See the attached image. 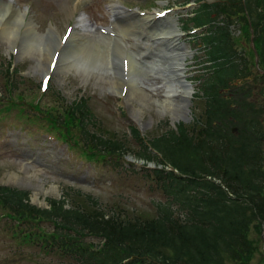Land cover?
Returning <instances> with one entry per match:
<instances>
[{
  "label": "trees",
  "instance_id": "16d2710c",
  "mask_svg": "<svg viewBox=\"0 0 264 264\" xmlns=\"http://www.w3.org/2000/svg\"><path fill=\"white\" fill-rule=\"evenodd\" d=\"M193 12L182 27H203L194 35L208 62L196 77L197 95L204 99L201 116L148 137L147 144L130 126L141 147L138 155L156 164L145 167V175L153 177L165 198L154 200L152 212L144 214L70 189L40 207L29 201L28 190L0 184L3 216L16 220L15 226L36 228L23 231L24 243L71 259L62 264H253L256 254L255 264H264V72L248 66L246 53L253 60V49L244 47L240 54L229 30L235 17L246 20L237 21L242 38L253 33L264 70V0L203 2ZM65 112L64 122L72 123L98 160L125 152L124 140L88 129L85 99ZM44 119L70 142L51 112ZM39 221L51 229H37Z\"/></svg>",
  "mask_w": 264,
  "mask_h": 264
},
{
  "label": "rangeland",
  "instance_id": "374dc122",
  "mask_svg": "<svg viewBox=\"0 0 264 264\" xmlns=\"http://www.w3.org/2000/svg\"><path fill=\"white\" fill-rule=\"evenodd\" d=\"M79 1L80 5H76L74 11L68 8L69 0H15L13 5L19 6L18 12L26 11V21L31 18L34 22L32 28L43 37L46 36L47 38L50 30H52L55 35L52 36V40L58 35L61 37L67 26L73 25L75 30H80L77 24L74 25L75 18L80 15L78 9L87 15L86 28L109 24L111 18V11L108 8L109 0H86V3H83L84 0ZM118 1L126 9L146 10L172 7L187 2V0ZM124 8L121 10L125 11ZM244 17L246 18L245 14ZM185 18L182 17V19ZM234 20L235 22L229 27V30L236 49L242 54L244 47L247 49L251 47V34L249 38L243 39L241 27L237 21L245 24L246 20L244 19V22L241 16L235 17ZM115 29L116 31H113L112 36L93 29L92 32L94 31L96 37L93 35L92 38L94 40L104 38L110 42L111 39L120 37L123 41L133 42L130 36L127 37V31L130 32L131 29L126 25L122 24L120 28ZM39 44L41 49L37 56L47 50V46L41 41ZM93 44L95 43L87 41L83 45L84 47H81L78 54L80 56L77 60H72V68L69 71L51 75L48 79V89L43 92L38 86H40L42 79L40 72L44 68L42 64L45 59L41 58L38 61L39 57L28 53L14 56L6 43L0 40V179L7 182L5 185L13 186L12 182L9 181L16 180L14 173H17L25 177L23 182H29L32 186L42 184L43 188H48L54 184L61 195L70 189L71 191L80 190L82 193H89L110 205L118 204L127 210L132 209L149 214L152 212V202L164 199L165 195L159 190L153 177L150 178V176L145 175L147 173L143 170L146 165L145 161L142 156L138 155L141 147L131 136L130 126H136L131 120V116H134L137 107L141 109L139 121L143 129L140 136L146 141L148 137L157 136L172 128V125L169 123L168 115H159L155 110L156 106L149 103L150 101L146 102V107L138 106L135 102H131L126 107L122 105L121 98L104 81V78L117 76L111 65L110 51L105 57L106 61L109 62L106 66L107 69L104 70L105 73L102 74L101 71L98 78L91 75L92 65H94L91 62H96L97 59L95 51L91 50L94 48ZM186 46V48L193 50L192 56L187 58L190 69L186 72L192 74L190 79L194 80L195 89L189 105L191 119L188 121L189 123L185 124L188 125L193 121L192 119H196L202 114L204 99L197 95V93H201L199 90L200 82L196 80V77L206 71L204 69L206 54L201 42L186 41ZM120 51L122 50L120 49ZM85 57L89 58L88 61ZM116 57H118L117 53ZM245 60L251 69L255 67L254 58L252 60L250 53H246ZM99 65L98 63V70ZM7 68L9 69L8 75H6ZM240 81L237 80L236 83ZM107 89L111 90L112 94L108 93ZM160 89H156L157 94L161 93ZM81 98L85 99L91 114L90 120L87 119L89 122L88 129L103 136L124 140L126 149L121 157H109L107 162H105L106 160H98L97 158H101L100 155L93 153L94 149L90 151L88 147L83 146L78 131L71 125L72 123L66 124L64 122L67 107ZM48 112H51L56 119V126L61 127V131L70 137L71 140L68 144L58 136L59 129L46 126L48 122L44 118ZM13 142L16 146L11 144ZM21 142H26L32 155H37L31 157L38 158L47 164L45 168H40L32 158H22L21 149L15 148L22 147ZM27 164H31L32 167H27ZM56 168L64 174L76 177L81 182L70 183L60 178L52 172ZM23 169H27L25 173L21 171ZM35 177H40L42 180L39 181ZM22 189L29 191L30 188ZM33 191H38V189L33 187ZM48 197L54 198V195L49 194ZM3 213L0 208V264H62L71 261V259L55 252H44L36 244L24 243L23 231L36 230V228L31 225L32 223L25 224L22 222L15 226L17 221L3 216ZM37 229L49 231L51 225L48 222L39 221L37 222ZM93 240L96 241V239ZM261 247L264 256L263 241ZM259 259L260 255L256 254L253 264L257 263L256 260L259 261Z\"/></svg>",
  "mask_w": 264,
  "mask_h": 264
},
{
  "label": "water",
  "instance_id": "95a60500",
  "mask_svg": "<svg viewBox=\"0 0 264 264\" xmlns=\"http://www.w3.org/2000/svg\"><path fill=\"white\" fill-rule=\"evenodd\" d=\"M193 5L194 3L168 11V13L176 14L174 17H153L154 14L152 12H140L137 10L130 11L128 16L131 18V21L134 16L137 17V20L133 19L132 27H129L131 31H127V37L130 36L133 42H125L120 37L114 38L110 40V48H108V51H110V55L112 56L111 65L114 73L122 81V86L120 87V92L117 96L121 98L123 106L126 107L131 102L137 103L138 106L141 105L136 100V97L128 100L125 95L129 89V82L132 81L137 88V90H135L136 94L142 92V95L144 94L150 97V100L148 99L150 101L149 103H153L156 106V112L159 115L167 114L172 124L178 121L188 122L191 119L189 105L195 89L192 81L186 79L191 74L185 73L188 69L186 66L188 62L185 61V58L186 56L190 57L193 51L187 49L184 41L181 40L184 31L178 25V16L186 13ZM178 13L179 15H177ZM145 16H150L147 21L143 19ZM117 22L118 25L122 24L120 21ZM55 40H57L56 44ZM68 41L69 38L61 44L59 39H54L52 48L53 54L46 65L42 64L44 68L40 72L41 75L66 73L71 69L70 58L67 56V53L71 54L72 51L74 52L76 45L74 44L70 46L68 45ZM117 41L119 42L118 49H121L123 52L120 62V57H115L116 53L113 50L114 48H117L114 46L115 44H118ZM250 42L255 52L252 37ZM21 50L23 52L19 41L11 49L14 56L21 55ZM257 62L258 57L255 53V65L258 68ZM260 72L263 71L260 70ZM175 81L180 87L186 86L187 89L184 95L177 97V92H175L174 89ZM157 88H162L160 94H157ZM167 89L172 91L170 93H165V90ZM107 92L112 94V91L109 89H107ZM146 106L147 105L144 107ZM137 110L138 107L135 110L134 116H131V120L139 129H142L139 121V112H137ZM27 158L30 157L27 156ZM28 167L31 166L28 165ZM147 167H155V164L153 162H148ZM168 169L172 168L169 167ZM25 170L26 169H23L21 171L25 173ZM60 176L70 182H81L70 175ZM14 177L16 180L9 181L12 182L11 184L13 186L22 188L36 187L38 189V191H32V194L29 197L30 202L33 204L48 207L46 197L50 192L58 198L61 197V193L57 190L56 185L54 184H51L48 188H43L42 184H39V186H32L29 182H23L22 180H24L25 177L20 174L14 173ZM35 178L39 181L42 180L40 177ZM0 184H7V182L0 179ZM261 237L264 249V226L261 231Z\"/></svg>",
  "mask_w": 264,
  "mask_h": 264
},
{
  "label": "bare ground",
  "instance_id": "6f19581e",
  "mask_svg": "<svg viewBox=\"0 0 264 264\" xmlns=\"http://www.w3.org/2000/svg\"><path fill=\"white\" fill-rule=\"evenodd\" d=\"M79 2H80L79 0H69V3H68L69 10L73 9V11H74V9L76 8V5H78V6L80 5ZM12 12L13 11H11L9 3L6 4L4 2L0 5L1 41L3 43H6V45L8 46L10 51H11L12 47L15 46L16 43H18V41H19L20 46L23 49V52H22V50L20 51L21 55L28 53L29 55L31 54L35 57H39L38 61H40L41 58H44L45 62L47 63L53 54L52 48H53L54 40H52V38H53L52 36L54 35V33L52 32V30H50L49 36L47 35L48 38H45V36L41 37L42 35L32 28L33 27V21L30 18L28 19V21H26V15H25L26 11H23V12L19 11L17 13V15L15 16V18H13L12 21H9V20L6 21L5 19L7 17H9L12 14ZM121 15L123 16L124 13L123 14L121 13ZM84 17L85 16L80 13V15L76 18L75 24L81 25L83 27V24L85 23ZM149 17L150 16H145L143 19L147 21ZM136 18H137L136 16L133 17L134 20H137ZM133 19H132V21H133ZM3 20H5V22H3ZM132 21H131V18L127 15L125 20H124L125 24H123V25H126V27H128V28L132 27L131 26V25H133ZM119 26L121 27L122 24L118 25V23H117L116 28L117 27L120 28ZM93 35H94V31L92 32V31L84 30L83 28H82V31L74 30L70 35L68 45L72 46L75 44L76 49L74 52L72 51L71 54L67 53V56L70 58V63H71V60H77V58L80 56L78 54L81 50V47L87 41L94 42L95 43V44H93L94 48H92L91 50L95 51V56L97 58V59L95 58L96 62H97V64L99 63L100 65H99V70H98L96 62L95 61L91 62L94 64V65H92L93 71H92L91 75H94L96 78H98L100 76L101 71H102V74L105 73L104 70L107 69L106 66H108V64H109V62L106 61L105 57L108 54V48H110V46H109V42H108L109 40L108 39L103 38L102 40H94L92 38ZM94 36L96 37V35H94ZM101 37H102V35H101ZM101 37H99V38H101ZM59 38H60V36L58 35L57 39H59ZM46 40H47V42H46ZM39 41H41L45 46H47V50H46V52L41 53L39 56H37L39 54V50L41 49V48H39V46H40ZM50 41H52V42H50ZM56 43H57V40H55V44ZM114 46L117 47L116 49L114 48L113 50L115 53L118 54V58L120 57V59H119V62H120L121 57L123 56V53H122V51H120L118 49L119 42H118V44H115ZM67 49H68V47H67ZM67 52H68V50H67ZM115 57H116V55H115ZM85 59H86V61H88L89 58L85 57ZM105 61H106V63H104ZM45 62L43 63V65L44 64L46 65ZM75 63H76V61H75ZM75 63H73V64H75ZM103 63H104V65H103ZM104 81L106 83H108L110 88L114 89L113 91H115L117 94H119L120 87L122 86V81L118 76H116L115 78H104ZM159 86H161V85H159ZM174 89H175V92H177L176 93L177 97H179V96H182L186 93L187 88H186V86L180 87L179 85L176 84V81H175L174 82ZM135 90H137V88L134 85V83H132V81L129 82V89L125 94L127 96L128 100L136 97V100L139 102V104H141L140 106H143V105L145 106L146 102L150 100V97H148L144 94L142 95L141 91H139L141 93L136 94ZM171 91L172 90L167 89V90H165V93H170ZM137 112H139V114H140L141 109L138 108Z\"/></svg>",
  "mask_w": 264,
  "mask_h": 264
},
{
  "label": "flooded vegetation",
  "instance_id": "af4514ba",
  "mask_svg": "<svg viewBox=\"0 0 264 264\" xmlns=\"http://www.w3.org/2000/svg\"><path fill=\"white\" fill-rule=\"evenodd\" d=\"M32 191H33V188L31 187V188H30V193H32Z\"/></svg>",
  "mask_w": 264,
  "mask_h": 264
},
{
  "label": "snow or ice",
  "instance_id": "6c2138e0",
  "mask_svg": "<svg viewBox=\"0 0 264 264\" xmlns=\"http://www.w3.org/2000/svg\"><path fill=\"white\" fill-rule=\"evenodd\" d=\"M45 83H47V81Z\"/></svg>",
  "mask_w": 264,
  "mask_h": 264
}]
</instances>
